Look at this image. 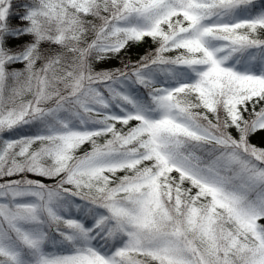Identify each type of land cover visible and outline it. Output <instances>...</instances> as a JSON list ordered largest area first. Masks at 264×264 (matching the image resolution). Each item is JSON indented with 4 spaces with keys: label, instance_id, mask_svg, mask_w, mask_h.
Listing matches in <instances>:
<instances>
[{
    "label": "snow or ice",
    "instance_id": "obj_1",
    "mask_svg": "<svg viewBox=\"0 0 264 264\" xmlns=\"http://www.w3.org/2000/svg\"><path fill=\"white\" fill-rule=\"evenodd\" d=\"M0 264H264V0H0Z\"/></svg>",
    "mask_w": 264,
    "mask_h": 264
},
{
    "label": "trees",
    "instance_id": "obj_2",
    "mask_svg": "<svg viewBox=\"0 0 264 264\" xmlns=\"http://www.w3.org/2000/svg\"><path fill=\"white\" fill-rule=\"evenodd\" d=\"M258 1H259V0H258ZM137 51H139V52H141V53H142V52H143V49L141 48V49H138Z\"/></svg>",
    "mask_w": 264,
    "mask_h": 264
},
{
    "label": "rangeland",
    "instance_id": "obj_3",
    "mask_svg": "<svg viewBox=\"0 0 264 264\" xmlns=\"http://www.w3.org/2000/svg\"><path fill=\"white\" fill-rule=\"evenodd\" d=\"M259 2V1H258Z\"/></svg>",
    "mask_w": 264,
    "mask_h": 264
}]
</instances>
